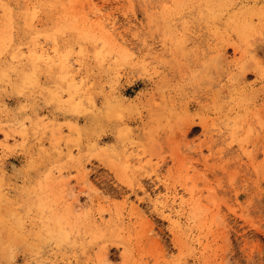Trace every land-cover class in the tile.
<instances>
[{
    "label": "rangeland",
    "instance_id": "1",
    "mask_svg": "<svg viewBox=\"0 0 264 264\" xmlns=\"http://www.w3.org/2000/svg\"><path fill=\"white\" fill-rule=\"evenodd\" d=\"M75 1L0 0V264H264V0Z\"/></svg>",
    "mask_w": 264,
    "mask_h": 264
},
{
    "label": "bare ground",
    "instance_id": "2",
    "mask_svg": "<svg viewBox=\"0 0 264 264\" xmlns=\"http://www.w3.org/2000/svg\"><path fill=\"white\" fill-rule=\"evenodd\" d=\"M75 1V0H74ZM76 1H78V0H76ZM75 1V2H76ZM93 1V0H92ZM95 5V4H94ZM92 6V5H91ZM101 7V6H100ZM94 11H96V10H94ZM93 11V12H94ZM33 18V17H32ZM111 19V18H110ZM32 21H33V19H32ZM169 22V21H168ZM110 23H113V24H115V20H111L110 21ZM112 24V25H113ZM250 25H251V23H250ZM165 26V25H164ZM175 26V25H174ZM246 26H248V24L246 23ZM245 25H244V28L246 27ZM114 27V26H113ZM248 28V27H247ZM246 28V29H247ZM184 30V29H183ZM251 30V29H250ZM37 49V48H36ZM239 49V48H238ZM236 50H237V48H236ZM32 51V53H31V55H32V58H34V59H43L42 58V56L44 57V58H47L49 61H52V60H54L53 58H52V56L50 55V51H48V50H46V49H42V56H38V53L36 52V50H31ZM41 52V51H40ZM39 52V53H40ZM223 54V53H222ZM30 59V58H29ZM36 61V60H35ZM34 61V62H35ZM40 61V60H39ZM38 62V61H37ZM36 63V62H35ZM34 63V64H35ZM66 79H67V81H68V85H69V88H70V90H68L69 91V94L71 95V96H73V100H74V95L75 94H77L78 92V90L76 91L77 93H75L74 95H73V93L75 92H73L72 90H74L73 88H75V86L76 85H80V86H82V85H84L85 84V80L86 79H83V78H80V81H81V83H79L78 82V79H77V74L74 72V69H73V67H66ZM79 83V84H78ZM79 88V87H78ZM77 89V88H76ZM73 93H72V92ZM69 95V96H70ZM79 95V94H78ZM83 96V95H82ZM61 97V96H60ZM76 99V98H75ZM82 99V98H81ZM72 100V101H73ZM71 102V101H70ZM73 103V102H72ZM84 104V103H83ZM89 105H90V102L88 103ZM92 104V103H91ZM95 104V103H94ZM89 108H91V107H89ZM87 111V110H86ZM41 117V116H40ZM46 119V118H45ZM39 121V120H38ZM37 121V122H38ZM43 121V120H42ZM24 122V121H23ZM24 124V123H23ZM38 124V123H37ZM48 124V123H47ZM51 124V123H50ZM45 125H46V123H45ZM8 135H10V134H8ZM96 145V144H95ZM81 170V169H80ZM81 173H83V170L82 171H80ZM63 174H65V173H63ZM83 176H85V175H83ZM66 183V182H65ZM3 199V198H2ZM174 216H178V218H176L175 219V217ZM168 219L170 220V222H172V223H174V224H178V225H180V213H174L173 211L170 213V215H168ZM60 227V226H59ZM61 230V229H60ZM45 253V252H44ZM41 262H42V264H45L47 261H46V259L44 258V259H39ZM53 263V262H52ZM53 264H55V263H53Z\"/></svg>",
    "mask_w": 264,
    "mask_h": 264
}]
</instances>
